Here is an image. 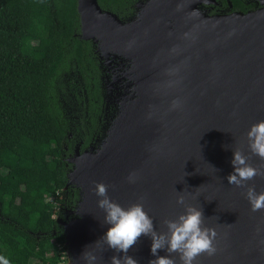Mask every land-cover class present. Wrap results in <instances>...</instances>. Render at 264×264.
Wrapping results in <instances>:
<instances>
[{"label":"water","instance_id":"obj_1","mask_svg":"<svg viewBox=\"0 0 264 264\" xmlns=\"http://www.w3.org/2000/svg\"><path fill=\"white\" fill-rule=\"evenodd\" d=\"M197 1L152 0L140 18L124 23L97 0H77L80 39L97 43L104 59L129 60L130 93L100 145L68 159L66 188L76 187L79 200L73 217L57 222L69 264H85L83 251L93 252L96 264L123 255L101 239L111 225L97 207L96 183L108 185L107 195L123 208L143 198L158 233L167 231L164 220L184 213L177 196L201 209L204 226L217 231L218 251L194 264H264V210L250 211L246 189L226 179L233 151L251 156L245 135L264 121V7L209 16ZM173 101L180 107L173 110ZM249 163L264 162L251 156ZM130 173L135 183L127 181ZM247 186L264 191V177ZM150 248V237L141 236L128 255L149 264L156 258Z\"/></svg>","mask_w":264,"mask_h":264},{"label":"trees","instance_id":"obj_2","mask_svg":"<svg viewBox=\"0 0 264 264\" xmlns=\"http://www.w3.org/2000/svg\"><path fill=\"white\" fill-rule=\"evenodd\" d=\"M97 1L118 16L124 4ZM229 1L228 11L246 13L241 0ZM76 4L0 0V255L10 264H55L65 250L57 219H71L79 200L76 187L66 188L67 134L75 129L81 147L89 144L103 88L91 41L79 37Z\"/></svg>","mask_w":264,"mask_h":264},{"label":"clouds","instance_id":"obj_3","mask_svg":"<svg viewBox=\"0 0 264 264\" xmlns=\"http://www.w3.org/2000/svg\"><path fill=\"white\" fill-rule=\"evenodd\" d=\"M179 107V101L172 102L173 110ZM245 139L251 156L264 162V121L251 125ZM251 156L245 155L240 148L233 151L231 164L234 170L226 179L229 185L246 189L245 199L250 205V211L255 213L264 210V191L257 193L253 186H247V182L256 177H264V163L253 167L249 163ZM137 179L136 173H130L127 177L129 183H135ZM108 189L109 186L104 183H96L94 186V194L100 198L97 207L105 214L104 223L111 225L101 239L107 248L123 254L112 256L110 264H138L128 252L141 236L151 239L150 252L156 258L150 260L149 264H177L173 254L178 257L179 264H194L202 254L208 257L217 254V231L204 226L203 211L186 204L183 195L177 196L176 204L184 207V213L175 220H164L167 231L158 233L152 218L144 210L143 198L123 208L109 198ZM158 250H166L167 255L159 256ZM80 258L85 264H96L98 260L91 251H83ZM0 264L10 262L7 257L0 255Z\"/></svg>","mask_w":264,"mask_h":264},{"label":"flooded vegetation","instance_id":"obj_4","mask_svg":"<svg viewBox=\"0 0 264 264\" xmlns=\"http://www.w3.org/2000/svg\"><path fill=\"white\" fill-rule=\"evenodd\" d=\"M150 1L152 0H124V4L122 6V9L120 10L121 12L119 16L112 11L103 9L101 10L111 12L116 15L122 22L127 23L140 18L142 10L147 7ZM250 1L255 3L253 6L254 8L249 7L248 4L250 3ZM226 2L230 4L229 8L227 9L223 5L225 3V1L223 0H213V2L211 3H206L205 0H199L197 1L196 8L200 12L209 16L226 15L234 12L243 13V11L238 9L228 11L232 9V4L229 0H227ZM241 3L245 6L246 13L264 7V0H241ZM97 45V43H93L91 41L92 54L94 55V59L97 63V68L100 73V87L103 88V98L100 104V108L98 110L96 108L93 112V118L96 121L97 128L93 131V136L89 144L83 148L81 147L83 142L76 141L79 136L77 130L75 131L74 129L73 133L68 132V138L73 140L72 153L69 154L66 158L67 164L70 165L68 171L73 168V164L69 162L68 159L75 158L76 152L82 154L85 150H95L100 145L112 121L118 113L122 96L128 94V92L130 93V89H128V86H126V83L128 82L127 71L130 67L129 60L115 54H112L107 59H104L100 56ZM69 112H74V119H78L81 116V114H79L78 110L75 107L69 109ZM88 116L89 115L86 111L85 118L87 119ZM80 133L82 134L83 130H80ZM65 149L67 148L65 147Z\"/></svg>","mask_w":264,"mask_h":264},{"label":"built area","instance_id":"obj_5","mask_svg":"<svg viewBox=\"0 0 264 264\" xmlns=\"http://www.w3.org/2000/svg\"><path fill=\"white\" fill-rule=\"evenodd\" d=\"M50 198L49 202H54V196L52 195ZM48 198L46 199V201L48 200ZM58 246V250H61V246ZM55 264H69V260H68V253H67V247L65 244V250L58 256L57 261Z\"/></svg>","mask_w":264,"mask_h":264},{"label":"rangeland","instance_id":"obj_6","mask_svg":"<svg viewBox=\"0 0 264 264\" xmlns=\"http://www.w3.org/2000/svg\"><path fill=\"white\" fill-rule=\"evenodd\" d=\"M60 83H61V79H60ZM66 110H68V109H66ZM49 200H50V198H48V200H47V201L49 202ZM57 245H58V244H56V249H57V251H59V250H58V246H57Z\"/></svg>","mask_w":264,"mask_h":264}]
</instances>
